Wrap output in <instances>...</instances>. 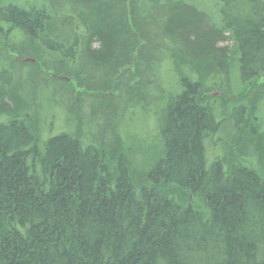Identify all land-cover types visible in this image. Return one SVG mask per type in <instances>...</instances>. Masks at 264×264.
<instances>
[{"label": "trees", "instance_id": "1", "mask_svg": "<svg viewBox=\"0 0 264 264\" xmlns=\"http://www.w3.org/2000/svg\"><path fill=\"white\" fill-rule=\"evenodd\" d=\"M214 1L220 25L193 0H0V264H264V0ZM233 59L240 95L187 74L160 93L163 153L139 171L116 127L140 89L165 61L224 81ZM40 70L71 132L43 139Z\"/></svg>", "mask_w": 264, "mask_h": 264}, {"label": "rangeland", "instance_id": "2", "mask_svg": "<svg viewBox=\"0 0 264 264\" xmlns=\"http://www.w3.org/2000/svg\"><path fill=\"white\" fill-rule=\"evenodd\" d=\"M12 2H19L23 4L25 0H9ZM34 1V0H26ZM38 1V0H35ZM200 11L207 14L210 24L220 25V15L219 7L215 4L216 1L212 0H193ZM193 2V3H194ZM221 48H228L230 53L233 54L235 49L232 41H225L220 44ZM42 54H45L44 52ZM3 57V56H1ZM36 58L26 57L24 62L35 63ZM234 60V59H233ZM235 60L233 66L230 69V75H225L224 81L223 78L217 79V77H211L207 75H202L201 77L198 74L191 73L187 69L174 70L171 64L168 61H165L159 68V74L157 81V90L147 92V89H140V99L141 103L135 106H129V109L124 108V112L121 115L119 124H117L116 132L119 136L120 141L127 147L129 153L132 157V161L135 167L139 171H146L149 167L157 161V159L162 155L164 149V142L159 132V118L162 114L163 104L158 100V97L161 92L166 94H175L180 91V80L182 76L186 74L192 77L193 79H203L208 84L214 80L218 82L219 87L216 88L211 93L216 97H226L233 95H240L239 93L244 90L242 84L239 81V71L235 66ZM15 72L17 70H14ZM31 70H18L21 73L22 77L25 79L29 78ZM41 74L38 79L41 81V85L38 90V97L35 99L36 104L40 110V125L43 129L42 135L43 139L49 135H57L62 132H71L74 128V123L70 113V104L68 103L71 98L68 92L59 91V85H56L50 81L47 82V85L44 86V77L48 74L46 70H40ZM1 77H4L2 72L0 73ZM216 75V74H215ZM212 75V76H215ZM55 75H52L53 78ZM0 77V78H1ZM62 79L70 82V79L66 76H61ZM126 77V76H125ZM57 78V77H56ZM227 78V79H226ZM126 79V78H125ZM44 80V81H43ZM206 83V84H207ZM2 86V85H1ZM0 86V88H1ZM243 88V89H242ZM229 90V91H228ZM82 90H80L81 92ZM227 92V93H223ZM102 97V94H100ZM98 93H89L85 96V100H95L94 98L100 97ZM114 98H119L121 95L113 94ZM165 95V94H164ZM106 96V95H105ZM109 96V95H107ZM121 99V98H120ZM121 107L126 106L125 100L121 99ZM230 100V99H229ZM125 102V103H124ZM68 103V104H67ZM115 103H113L114 105ZM144 105V109L143 106ZM146 105V106H145ZM120 107V106H119ZM37 108V109H38ZM225 109L226 104H225ZM84 117L80 120V126L82 129L86 128L88 125L89 112L88 109H84ZM89 115V116H88ZM254 130L257 133H262L263 124H264V101L260 103L258 112H255L254 115ZM93 132L92 134H94ZM225 135V134H224ZM226 136V135H225ZM220 137V136H219ZM218 136L214 137L212 140L207 141L208 146V157L213 159L220 153L224 151L223 140H220V145L218 147ZM228 137V135H227ZM222 144V145H221ZM256 156H251V161H257Z\"/></svg>", "mask_w": 264, "mask_h": 264}]
</instances>
